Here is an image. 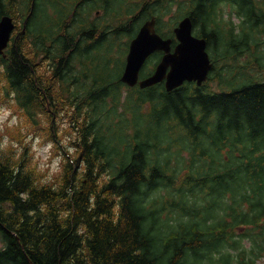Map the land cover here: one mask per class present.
<instances>
[{
    "label": "trees",
    "instance_id": "16d2710c",
    "mask_svg": "<svg viewBox=\"0 0 264 264\" xmlns=\"http://www.w3.org/2000/svg\"><path fill=\"white\" fill-rule=\"evenodd\" d=\"M138 2L140 13L117 19L112 35L131 37L141 18L155 16L157 32L173 37V26L188 15L208 45H224L231 59L252 49L250 65L264 66V53L257 55L264 47V0ZM225 2L245 17L247 32L231 26L223 33ZM39 4L30 14L28 0H0V17L16 21L0 56V103L19 123L0 134V264H256L264 258V77L218 91L184 84L171 93L156 87L133 95L109 62L90 79L76 61L102 47L106 30L75 25L74 2L63 3V15L50 10L46 21ZM127 113L153 117L156 126L121 127ZM28 137L51 144L61 157L52 178L44 179ZM163 149H173L175 160L189 153L192 162L207 161L178 175L159 164ZM160 185L169 191L163 205L174 211L175 226L154 209ZM197 197L206 205L197 207Z\"/></svg>",
    "mask_w": 264,
    "mask_h": 264
},
{
    "label": "rangeland",
    "instance_id": "374dc122",
    "mask_svg": "<svg viewBox=\"0 0 264 264\" xmlns=\"http://www.w3.org/2000/svg\"><path fill=\"white\" fill-rule=\"evenodd\" d=\"M130 1V2H129ZM127 3L128 10H132V8H135V1L132 0H116L113 1V5L111 6L112 11L116 12L119 10L120 12L124 10L125 4ZM98 8V5H94L92 8ZM110 8V9H111ZM62 6L59 2H56L54 0H44L42 2V7L40 11V15L42 17L43 21H46L49 15L50 10H55L58 15H61L62 13ZM237 7L234 4H229L228 2H225L222 4V8L220 10V13H222V19L223 22H221L220 27L223 28L224 31L229 30L231 26H235V32H240L241 30H244L247 32L249 23L246 22V19L243 15H238L236 13ZM116 12V13H120ZM100 15L98 19H95V13L94 11L90 13V10L88 8H85L83 10V15L80 17H77V24L79 23H85L82 24L84 26H89L90 22L95 23H101V26H105L107 24L111 26L118 25L117 20L114 18H105L102 17V11L99 13ZM121 16V13L119 14ZM173 14H170V17H172ZM55 18V17H54ZM58 18V17H56ZM114 20V23L111 24L110 20ZM41 23V20H38V24ZM137 29V25H134L133 31ZM251 35H254V33L249 32ZM130 35L125 34V36L117 38V39H111L108 42L103 43L97 51H94L92 53H82L79 58H76V61H83L84 67H82V71L87 73L89 75L90 79L96 78L99 73L102 71H106L107 63L109 62V71H111V74L114 76H119L120 71L122 69V65L124 62L125 54L127 51V43L129 41ZM218 47V46H217ZM221 48V50H220ZM218 51H215L214 47L208 46V53L211 59L215 60V70L212 72V75L210 76V79L206 82V90H213L218 91L219 89L223 88L224 86L220 84V81L218 79V76L226 73L227 77H230L232 79V82L229 81L228 78L225 77V80L227 82H231V84L235 83H242L245 81V79H250L253 81H259L262 80L264 77V66L258 67L257 64L250 65L249 61H252L256 58V54L253 55V50L245 51L244 53L236 56L234 59H228L225 62L223 61V56L225 54L226 47H218ZM264 53V47L261 46L257 49V55ZM261 60V62H263ZM150 63L155 62V57L152 58V60L149 61ZM225 63V67L222 68L221 65ZM246 72V73H244ZM124 94L126 93V90H124ZM138 93V90H136ZM144 97H146L143 94ZM157 104H160V100L157 96ZM149 106V103H142V108L146 109ZM7 113V115H5ZM12 112V110L4 103H0V134H4V131L6 128H9L10 130H14V128L19 124L18 123V116L16 117ZM128 120V123L123 122L122 127H126L131 125L133 122L139 126V128L142 131H147L148 129L154 128L156 124L154 123L153 117H147L145 115H140L136 113L134 116H131L129 114V117H126ZM163 128H165L164 125H162ZM3 140L6 142L7 137H3ZM170 141L173 140L170 138ZM26 142L30 146V153H32L34 160L38 163L39 168L43 173L46 174V180L52 178V176L57 172L53 171L51 165L53 161H56L57 158L58 162L56 164V168H59L60 165V157H54L53 152L51 150L52 145L48 143H42V140L38 137H28L26 139ZM165 144V143H164ZM50 145V147H49ZM15 149H18L17 146H14ZM44 149H47V152L44 151ZM173 149H163L159 152L158 156V162L159 164L163 165L166 164L168 169L175 170L176 174L182 175L187 168L190 169L192 172L196 171L198 166L200 164H203L204 161L202 157H195V160L192 162L190 161V155L189 153H183V158L178 157L177 160L174 158L176 155ZM46 157V158H45ZM204 169H207V167H204ZM173 192V191H172ZM174 194V192H173ZM153 203H154V209H161L162 210V219L165 220L167 226H175L177 223V218L175 217L174 211L170 210L168 205L164 206L163 202L170 198L169 191L164 189L163 185H160V189L153 193L152 195ZM196 205L197 207H201L206 205V200L201 198H196ZM182 220H187V217H183ZM210 221H213L212 219H209ZM161 222H164L161 220ZM166 231V230H164ZM249 244L247 242H244V247L248 248ZM234 253H238L237 251H233ZM247 258V257H246ZM256 264H264V258H261L260 260L256 261Z\"/></svg>",
    "mask_w": 264,
    "mask_h": 264
},
{
    "label": "water",
    "instance_id": "95a60500",
    "mask_svg": "<svg viewBox=\"0 0 264 264\" xmlns=\"http://www.w3.org/2000/svg\"><path fill=\"white\" fill-rule=\"evenodd\" d=\"M155 23V18L146 20L130 41L120 81L129 87L138 84L141 89L164 82L167 92L180 87L184 82L202 85L208 77L212 64L206 52V40L192 34L191 18L184 17L173 29L178 42L173 50L171 49L172 40L161 37L155 30ZM13 29L12 17L2 16L0 18V55L4 54ZM155 51H162L163 56L153 74L138 80L141 67L148 56Z\"/></svg>",
    "mask_w": 264,
    "mask_h": 264
},
{
    "label": "flooded vegetation",
    "instance_id": "af4514ba",
    "mask_svg": "<svg viewBox=\"0 0 264 264\" xmlns=\"http://www.w3.org/2000/svg\"><path fill=\"white\" fill-rule=\"evenodd\" d=\"M43 1L44 0H28V3L29 2L31 3L30 14L33 11L34 4H36L38 2H40L39 6H38V8H40V9H38V8L37 9H38V11L41 10ZM54 1L61 3L64 1H69V0H54ZM74 1H77V0H74ZM79 1H82V4L78 8H80L81 6H83L85 4L92 5V6L98 5L99 7L98 8L96 7L95 12H94L96 16H99L100 15L99 13L102 11V15H104L105 18H112L116 12H120L119 10H117L116 12L112 11V8H111V6L113 5L112 3H113V1H116V0H78V2ZM124 4H126V3H124ZM125 9L126 8H124V10ZM124 10H122V11H124ZM34 12H35V10H34ZM73 12L75 13L76 10H74ZM105 38H106V34L102 33L100 39H105Z\"/></svg>",
    "mask_w": 264,
    "mask_h": 264
},
{
    "label": "clouds",
    "instance_id": "9594fccd",
    "mask_svg": "<svg viewBox=\"0 0 264 264\" xmlns=\"http://www.w3.org/2000/svg\"><path fill=\"white\" fill-rule=\"evenodd\" d=\"M5 115H7V113H5ZM49 147H50V145H49ZM44 151L47 152V149H44ZM45 158H46V157H45ZM58 159H59V158H57L56 161H53V163H52V165H51L53 171H58V169L56 168V164H57V162H58Z\"/></svg>",
    "mask_w": 264,
    "mask_h": 264
}]
</instances>
